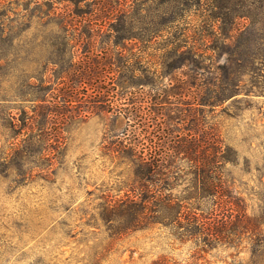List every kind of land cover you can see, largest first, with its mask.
I'll return each mask as SVG.
<instances>
[{
  "label": "rangeland",
  "instance_id": "1",
  "mask_svg": "<svg viewBox=\"0 0 264 264\" xmlns=\"http://www.w3.org/2000/svg\"><path fill=\"white\" fill-rule=\"evenodd\" d=\"M197 7L0 0V264H264L247 235L217 245L149 219L163 198L212 207L196 169L216 135L233 209L264 219V17L250 50L226 54L223 19ZM190 50L199 66L180 64ZM223 67L236 92L212 106ZM150 158L160 170L140 179Z\"/></svg>",
  "mask_w": 264,
  "mask_h": 264
},
{
  "label": "trees",
  "instance_id": "2",
  "mask_svg": "<svg viewBox=\"0 0 264 264\" xmlns=\"http://www.w3.org/2000/svg\"><path fill=\"white\" fill-rule=\"evenodd\" d=\"M60 1L77 3L81 0ZM189 1L190 0H161V3L167 4L170 7L173 4L198 6V10L199 8H203V13H207L208 18H212V21L213 19H223L220 28L221 35L225 39H233L231 45H224V50H226L224 52L226 54H233L234 50L238 51L240 48L250 50L252 44H256L257 38L253 37L252 33H254L256 29L257 17L260 15L264 17V0H194L193 3ZM203 15L201 16L203 17ZM241 18L250 20V23L245 25L246 27L244 26L245 28L236 27V21ZM164 21L165 25H167V22L173 23L175 19L172 17L168 20L164 19ZM205 24L204 30L199 32L200 36L198 40H202V42L208 41L207 35L210 38L208 33L205 35L208 31L207 27H209L207 22ZM160 30L162 31L163 29ZM242 35L246 36L242 37ZM187 41L188 40H184V45L182 46L185 47ZM232 47L234 49H232ZM191 52L192 50L188 51L186 53L188 55L186 56L181 54V59H179L180 64L188 65L196 63V66H199V60L195 59ZM261 56L264 58V55ZM3 59L4 58L0 56V68ZM222 70L226 83H224L222 79L220 81L217 76H214L211 81H209V84L213 87L212 93L214 94L212 97V106L219 105L236 92V89L232 88L234 84L229 83L231 72L225 67H223ZM1 84L2 82H0V88ZM198 148H200V156L198 159L199 165L196 170L201 175V199L207 202L208 199L213 198L211 201L207 202L211 203L212 207L205 212L201 208L202 205L197 204L183 213V206H181L180 203L178 204L171 199L165 198L155 200L150 204L160 215L150 216L149 219L152 218L151 223L161 222L163 225H167V221L170 220L168 224L177 228H183L186 233H198L217 245L224 244L230 246L232 242L235 243L239 234L243 236L247 235V239L255 246L253 249H258L264 242V239H262L263 231L261 230L264 219L259 216L251 215L244 210L238 211L233 209L235 205L233 202L234 197L231 195V191L221 171L223 163L229 160L227 153L231 148L225 145L217 135L210 146H207L206 141L202 140ZM156 161V159L150 158L142 159L141 162H136L137 176L140 179L147 178V180H150L151 177L149 176L154 172L158 173L160 170H156ZM118 207L122 209L120 211L121 213L130 212L129 214H132V220L138 225H140L143 219H146L141 216L144 207H141L137 202L130 200L122 201ZM234 226L239 227L241 230L236 233Z\"/></svg>",
  "mask_w": 264,
  "mask_h": 264
}]
</instances>
